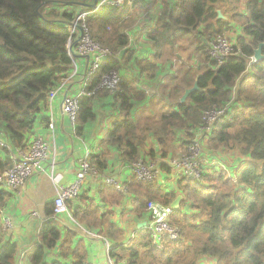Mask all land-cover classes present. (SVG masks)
<instances>
[{"label":"trees","instance_id":"obj_1","mask_svg":"<svg viewBox=\"0 0 264 264\" xmlns=\"http://www.w3.org/2000/svg\"><path fill=\"white\" fill-rule=\"evenodd\" d=\"M92 1L0 0V137L6 143L0 146V174L12 165L14 151L27 149L37 137V125L48 127L50 92L72 69L66 47L68 24ZM135 2L124 8L104 6L87 19L92 39L113 53L120 52V56L106 58L88 82L87 89L93 94L80 99L76 120L79 135L95 117L96 98L111 95L96 89L101 75L121 71L123 64L134 60L146 79L154 78L153 60L133 57L125 31L124 20L142 11L135 7L141 0ZM141 3L149 11L157 0ZM160 3L161 13L154 28L148 31L152 45L166 42L174 47L178 33L197 27H202L200 36L206 39L224 36L232 23L240 33L228 38L231 50L219 63L207 57V45L200 39L196 48L205 55L206 68L197 75L198 90L180 102V91L193 85L195 75L187 85L179 87L172 83L173 78L166 80L161 94L166 95L171 109L159 115V127L151 136L138 135L132 121L126 118L123 123L113 124L106 143L120 148L121 162H154L156 168L170 175L175 153L178 149L186 152L195 138L202 154L215 160V164L202 166L197 179L175 173V189L170 192L156 184L131 179L129 188L142 195L133 201V211L138 215L145 212L150 200L169 205L181 195L179 207L172 210L170 217V223L180 229V236L177 240L164 239L158 247L152 243L149 230L143 228L127 246L109 249V255L115 262L126 259L128 264H264V57L257 61L252 57L264 41V0ZM218 9L226 19L217 18ZM157 37L161 42L155 43ZM261 52L264 56V47ZM136 83L135 78H122L120 91L113 96L123 110H129L131 100L145 98ZM213 107L222 110V115L208 130L202 129L203 115ZM105 156L92 154L89 162L101 171L107 165ZM224 157H231L234 166ZM97 191L108 207L122 200L105 183L99 184ZM9 195L0 185V264H18L19 258L18 245L3 226L2 211ZM87 200L81 196L78 202L83 207L74 208L76 200L66 202L79 223L89 229L99 228L109 237L120 232L108 222L109 212L100 217L98 206ZM46 211L53 213L52 203L46 205ZM74 237L75 233L67 229L60 240V231L51 221L44 222L38 233L39 244L29 256L30 264H45L47 251L55 248L59 240L62 258L71 257V264H85V243L73 245Z\"/></svg>","mask_w":264,"mask_h":264},{"label":"crops","instance_id":"obj_2","mask_svg":"<svg viewBox=\"0 0 264 264\" xmlns=\"http://www.w3.org/2000/svg\"><path fill=\"white\" fill-rule=\"evenodd\" d=\"M135 1L138 2L139 0H133L131 5H133ZM143 1L149 2L150 0H141V2ZM141 2L137 3L135 6L137 10L138 7L142 9L141 12H135L139 17L137 19L132 17L133 23H136L138 20L136 23L137 25L134 23V26H132L130 30L132 31L131 33L126 32L131 40L130 49H132L131 51L134 53L133 57L144 61L153 60L155 75L152 79H146V77L141 74L134 60L129 62L130 64H128L126 72L124 71L125 66L121 71H118L121 80L124 77H130L125 73L133 74L131 78L137 80L136 88L143 91L145 95L143 100H133L134 107L131 110V115L134 113L136 107H141L143 105L148 106L151 98L155 97L157 99H162V101H168L166 95L161 94V88L164 82H166V80H162V78H174L175 68L173 60L167 59L166 66L163 64V60L161 63L158 62L159 57L165 54V50L150 49L152 42L151 38L148 36V31L154 28L158 15L161 13L160 0H157V4L149 11L142 8ZM162 46L164 45L161 42V47ZM181 60L182 59L179 58L180 63H182ZM77 61L78 75L70 82H67L63 88L56 91L54 99L51 102L50 110L47 113L49 121L54 125L53 130L41 124L36 127L37 131L35 136H39L45 140L48 146L46 158L41 162L40 168H37L32 173L23 188L8 190L10 195L2 211V219L9 223L5 232L7 235L11 236L18 245V264H30L29 256L32 250L39 244L38 233L41 226L46 221H51L60 231V240L64 237L68 229L75 233L73 245H76L79 241L85 243L87 251V261L85 264H128L126 259L115 262L109 255V249L117 245L127 246L133 236L139 230L145 228L149 219L147 209L141 215L133 211V201L138 196L141 197L142 195L138 191L129 188L130 180L135 178L128 169V164L121 162L120 148L115 144L109 145L106 143L108 138L106 129L109 128L111 131L113 123L109 125L106 120L100 123L98 120L99 118L96 117L97 112L95 110V108L99 106L95 105L94 119L84 125L83 133L79 135L77 133V124L75 127H72L63 110L62 99L65 93L77 94L82 87L81 75L84 72L85 60L83 58H78ZM196 65L198 64L196 63ZM197 75L198 73L195 74L194 78ZM182 79H177L179 80V82L176 83L178 87L189 83L187 75ZM140 81L144 82L140 83ZM119 91L120 88L117 93ZM111 95L114 96V94ZM178 144L179 142L175 146H178ZM180 151L182 150L180 149ZM86 154H89V158L92 154H96L100 157L106 155L107 165L101 170L102 172L98 171V175H87L79 184L78 194L68 200H76L73 203V208L75 206L83 207V204L78 202V199L81 196H85L88 199L87 203L89 200H92L93 204L98 206L100 217L109 212L108 222L113 224L114 227L121 232H115L112 237H109L105 233H101L102 231H100L99 228L89 229L79 223L72 216V209L67 206V211L63 213L47 214L46 211V205L49 203L53 204L58 188L73 183L79 163L85 158ZM180 154H182V152L175 154L176 156L174 158H177ZM13 155L18 157L17 151H14ZM158 171V176L150 183L156 184L165 192L173 191L175 189V173L177 172H173L172 170L169 175L160 171L159 168ZM104 176L116 178L121 184L122 189L119 191L115 186L103 182ZM101 183L111 186L122 196V200L118 205L108 207L101 201L97 191ZM68 200L65 201V204ZM143 223L144 225L141 226ZM60 240L55 248L47 251L44 258L45 264H51V262L55 261H60L65 264L72 263L71 257L62 258L60 256L58 251Z\"/></svg>","mask_w":264,"mask_h":264},{"label":"built area","instance_id":"obj_3","mask_svg":"<svg viewBox=\"0 0 264 264\" xmlns=\"http://www.w3.org/2000/svg\"><path fill=\"white\" fill-rule=\"evenodd\" d=\"M133 0H96L94 6L89 9H82L77 12L75 18L68 24L69 38L66 44L67 52L72 61V69L70 74L62 78L60 83L50 92L49 110L51 102L54 99L56 91L63 88L67 82H70L78 75V58L85 60L84 72L81 75V89L77 94L65 93L62 99L63 110L66 113L72 127L76 126V120L80 107V99L82 96L93 94L89 91L88 85L92 77L96 76L99 69L108 57L119 56L120 52L113 53L109 48L100 45L92 39L90 29L87 23L89 16L100 11L104 6H115L124 8L131 6ZM91 4V3H90ZM231 44L229 40L222 36H216L209 39L208 48L206 50L210 60L221 62L230 52ZM121 82L120 73L117 70H111L101 75L96 89L106 90L110 94L117 93ZM222 115V110L211 108L203 115L202 129L208 130L211 124ZM48 128L53 130L54 125L49 121ZM0 146H6V143L0 137ZM48 146L41 137H36L25 150H18L17 155L13 156L12 165L0 174V185L7 190H18L24 187L26 181L32 173L40 168L41 162L46 158ZM172 166L177 171V175L189 176L191 178H199L202 174L201 167H208L215 164V160L209 159L202 154L200 143L194 138L193 142L188 146L187 151L178 158L171 161ZM128 169L137 181L150 183L158 176V168L154 162H144L138 159L128 164ZM96 170L89 162V154L80 161L78 169L75 173L73 183L59 187L57 195L53 200V213H63L67 211L65 201L75 197L78 194V187L81 181L87 175H98ZM103 182L115 186L117 190H121V184L114 177L104 176ZM146 209L149 219L145 228L149 230L152 243L160 246L164 239L177 240L180 236V229L170 223V217L173 208L171 205H163L159 202L148 201ZM4 228L9 223L4 221Z\"/></svg>","mask_w":264,"mask_h":264},{"label":"rangeland","instance_id":"obj_4","mask_svg":"<svg viewBox=\"0 0 264 264\" xmlns=\"http://www.w3.org/2000/svg\"><path fill=\"white\" fill-rule=\"evenodd\" d=\"M85 9H89V7H85ZM131 16L133 18H136V19L139 17L135 13L132 14ZM124 22H126L124 24L125 31H127L128 33L129 32L131 33L132 31H130V30H131L132 26H134L135 22L133 23V19L130 17H127L124 20ZM137 22H138V20H137ZM238 28L239 27H236V25L234 23L230 24V29L228 31H226L224 36H222V37L226 38L227 40H228V38L234 37V35L240 33V30ZM201 31H202V27H197V28L189 30L188 32H185V33L184 32L178 33L174 47L172 46V44H169L166 42H162V44L164 45L162 47H161V44L151 45V47H150L151 50H165L164 51L165 54H163V56L159 57L158 62L161 63L163 60V64H165V66H166L167 59L173 60L175 68H174V78H173L172 83H175V82L178 83L179 80H177V79L178 78L182 79V78L186 77V75L190 77V78L188 77V79L190 80V79H192V77L195 74L201 73L206 68L205 64L203 65L205 55H202V53L199 52V50H198L199 48H196V47H198L200 45V39H202V40L205 39V44L207 45V48H208L209 39L216 37V36H209V38L206 39V38L200 36V35H202ZM155 41H156L155 43L159 42L160 41L159 37H157ZM151 42H154V41L151 40ZM179 58L182 59L181 60L182 63H180ZM198 62H200V63H198ZM196 63L198 65H196ZM128 64H130L129 61L126 64H123V67L125 66V69H124L125 72L127 71L126 69H128L127 68ZM162 71H164V70H162ZM125 74H128L130 76V78L133 75L130 73H125ZM162 80H169V78L164 79V77H163ZM182 80H180V81H182ZM141 82H144V81H140V83ZM172 83H170V84H172ZM183 92H184V90L180 91V93H179L180 96L178 95L179 101H180V97L182 96ZM158 95H159V92H158ZM176 97L174 99L175 101H176ZM117 100L113 97V95H108V96H105L102 98H96L95 103H94V107H95V105L99 106L98 108H95V110L97 112L96 117L99 118L98 120L100 121V123H103V120H106L109 123V125H110V123H113V124L123 123L124 119L127 118V119H130L132 121V123L134 124V126L136 127L135 132H138V135L144 134L146 136H151L150 133L159 127V124H158L159 123V115L162 112L171 109V105H172V104H169L168 101L166 102V100H164L165 101L164 102V101H162V99H157L154 97V98H151L149 100L148 106L143 105L141 107H136L134 113L131 115V110L134 107V101L133 100L130 101L131 106H130L129 110L126 111V110L122 109L120 102H118L119 100L118 101ZM96 102H99V103H96ZM171 102L173 103L174 101H171ZM146 128L149 131H146L145 130ZM123 130L124 129H122L121 131H123ZM106 133H107V135H109V133H110L109 128L106 129ZM183 151H185V150L182 149V151H180V149H178V151L175 154H178L181 152H182V154H184L185 152H183ZM182 154H180L178 157H180ZM224 159L227 161L228 164H231L232 166H234V164H232V163H234V161L231 159V157H224ZM228 164H226L227 167H228ZM175 171H177V170L174 169L173 172H175Z\"/></svg>","mask_w":264,"mask_h":264},{"label":"water","instance_id":"obj_5","mask_svg":"<svg viewBox=\"0 0 264 264\" xmlns=\"http://www.w3.org/2000/svg\"><path fill=\"white\" fill-rule=\"evenodd\" d=\"M95 3H96V0H93V2L88 5V7L94 6ZM216 13H217V18L218 19H226V17L221 14V11L219 9L216 10ZM204 42H205V40H204ZM263 47H264V41L261 42L258 45V47L254 50V53H253V56H252L254 61L260 60V59H262L264 57L262 52H261ZM197 77L198 76L195 77L193 85L191 87L184 88V92H183L182 96L180 97V102H183L187 98L189 93H191V92H193L195 90H198ZM180 200H181V195H177L176 198L171 202V204H170L171 207L173 209H177L179 207ZM143 225H144V223L141 226H143Z\"/></svg>","mask_w":264,"mask_h":264}]
</instances>
